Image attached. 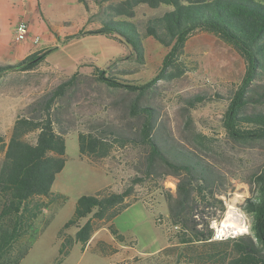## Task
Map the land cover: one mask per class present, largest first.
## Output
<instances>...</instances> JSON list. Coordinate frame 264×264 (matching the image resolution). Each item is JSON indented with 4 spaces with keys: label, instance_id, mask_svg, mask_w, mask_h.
<instances>
[{
    "label": "rangeland",
    "instance_id": "1",
    "mask_svg": "<svg viewBox=\"0 0 264 264\" xmlns=\"http://www.w3.org/2000/svg\"><path fill=\"white\" fill-rule=\"evenodd\" d=\"M119 2L0 0V64H14L41 47L51 48L36 65L0 75V133L6 141L19 115H29L35 102L79 72L75 84L55 101L66 147L65 164L56 174L52 190L65 199L58 197L44 204L46 198H33L29 208L38 203L40 208L28 219L29 225L0 248V264H177L179 258L180 264H186L187 255L181 253L184 245L175 238L177 229L171 225L167 207L176 178L139 180L140 161L148 147L131 141L114 144L101 158L80 155L78 151V131L100 127L136 132L142 116L132 114L128 105L135 97L140 105L152 109L157 125L173 142L195 148L224 174L227 189L219 196L224 210L221 212L218 204L209 209L218 218L211 224L219 225L227 211L234 209L237 219L248 225V215L244 212L240 217L238 213L243 211L245 199L252 196L250 173L264 163V139L240 144L227 135L222 124L229 97L244 75V56L216 33L199 29L189 35L178 54L176 64L183 70L181 76L157 78L141 95H137L139 89L108 86L96 79L94 72L98 68L112 74L126 72L123 82L141 86L160 72L169 49L154 37L145 36L140 60L120 36L101 31L103 21L118 18L111 6ZM169 9L164 4L150 7L140 3L128 20L143 31L147 19ZM21 19L28 21L29 32L25 40L16 41L14 32ZM36 37L38 41L34 42ZM193 95L205 99L187 104L186 98ZM247 109L264 110V103ZM35 135L36 131L28 132L24 138L33 140ZM105 136L111 142L112 135ZM106 187L112 191L131 187L127 198L130 205L111 221L100 222L84 246L72 242L64 256L59 255L62 239L76 231L71 226L58 234L72 215L77 197ZM3 206L0 195V236L3 230L10 229L8 219L1 213ZM111 223L123 240L110 232Z\"/></svg>",
    "mask_w": 264,
    "mask_h": 264
},
{
    "label": "trees",
    "instance_id": "2",
    "mask_svg": "<svg viewBox=\"0 0 264 264\" xmlns=\"http://www.w3.org/2000/svg\"><path fill=\"white\" fill-rule=\"evenodd\" d=\"M140 3L150 7L164 4L171 9L147 19L143 31H139L128 19ZM111 7L118 18L103 21L100 30L120 36L131 45L140 60L145 36L154 37L169 49L160 72L147 84L125 83L126 72L112 74L101 68L94 72L98 81L114 88L139 89L137 95H141L157 78L181 76L183 70L176 60L187 38L196 30H210L235 46L246 60L244 75L230 95L222 116L225 132L240 144L264 139V110L247 109L249 105L264 103V0H121ZM50 49L41 47L14 64H0V75L11 69L36 65ZM78 76L79 72H74L48 96L35 102L29 115H19L7 141L0 133V195L4 198L1 213L10 226L1 233L0 248L15 238L24 225H29L28 219L36 215L41 204L29 208L33 198H46L44 204L58 197L65 199L52 190L56 174L65 164L66 147L65 132L56 117L58 107L55 101L75 84ZM137 99L128 102L132 114L142 116V124L136 132L100 127L78 131L79 154L101 158L109 154L114 144L123 145L128 141L147 146L138 169L139 180L165 176L176 178L175 191L167 197V207L171 225L177 229L175 238L184 245L181 253L187 255L185 263L264 264V163L250 173L252 196L242 203V210L248 215L249 232L221 240L210 239L214 231L211 220L217 217L210 214L209 209L218 204L219 210H224L223 200L219 197L227 189L224 174L195 148L181 147L173 142L157 125L152 109L140 105ZM204 99L201 95L186 98L189 105ZM33 131H36L33 140L24 138ZM107 133L112 135L111 142L106 141ZM160 168L163 171L159 172ZM131 191V187L122 191L106 187L79 195L72 215L58 234L71 226L76 231L73 236L62 239L59 255L64 256L72 242L84 246L100 222L111 221L130 205L127 198ZM82 219H85L83 223ZM108 227L114 236L123 240L113 223ZM175 262L180 264L182 260L179 258Z\"/></svg>",
    "mask_w": 264,
    "mask_h": 264
},
{
    "label": "built area",
    "instance_id": "3",
    "mask_svg": "<svg viewBox=\"0 0 264 264\" xmlns=\"http://www.w3.org/2000/svg\"><path fill=\"white\" fill-rule=\"evenodd\" d=\"M28 32H29L28 21L25 19H21L18 21L16 25L15 32H14V39L16 41L25 40L28 35ZM37 41H38V38L36 37L34 42H37ZM238 215L240 217H244V211H239ZM213 228H214V231L210 239L221 240V239L235 236V232L223 226L222 222H220L219 225L218 224L213 225ZM246 228L247 230L244 231V233L249 232V224L246 225Z\"/></svg>",
    "mask_w": 264,
    "mask_h": 264
},
{
    "label": "bare ground",
    "instance_id": "4",
    "mask_svg": "<svg viewBox=\"0 0 264 264\" xmlns=\"http://www.w3.org/2000/svg\"><path fill=\"white\" fill-rule=\"evenodd\" d=\"M233 210L227 211V214L222 221L223 225L227 229L232 230L235 233L240 232V231H244L246 226L244 225V223L241 220L239 221L237 219L235 212H233Z\"/></svg>",
    "mask_w": 264,
    "mask_h": 264
}]
</instances>
